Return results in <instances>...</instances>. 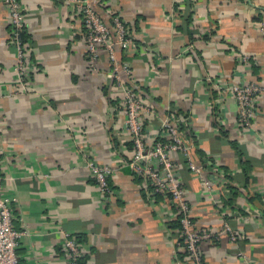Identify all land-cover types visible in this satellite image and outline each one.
I'll use <instances>...</instances> for the list:
<instances>
[{
  "label": "crops",
  "instance_id": "crops-1",
  "mask_svg": "<svg viewBox=\"0 0 264 264\" xmlns=\"http://www.w3.org/2000/svg\"><path fill=\"white\" fill-rule=\"evenodd\" d=\"M23 1L37 57L35 89L27 93L17 88L16 51L0 0V176L22 233L18 264H68L62 230L80 245L85 264H197L181 254L182 235L169 227L174 208L150 201L143 178L121 165L110 177L119 195L107 204L84 166L79 148L115 163L128 160L133 145L122 131L123 106L108 97L106 50L95 69L87 58L83 14L59 0ZM105 2L106 22L112 26L120 15L137 41L116 50L131 65L132 86L156 98L161 111L170 105L192 121L191 157L207 170L200 176L182 154L172 156L197 229L218 233L228 221L240 232L237 242L228 232L203 240L204 264H243L239 251L264 264V94L246 130L233 95L213 82L264 81V0ZM201 178L214 181L210 197Z\"/></svg>",
  "mask_w": 264,
  "mask_h": 264
},
{
  "label": "built area",
  "instance_id": "built-area-1",
  "mask_svg": "<svg viewBox=\"0 0 264 264\" xmlns=\"http://www.w3.org/2000/svg\"><path fill=\"white\" fill-rule=\"evenodd\" d=\"M8 10L9 38L8 42L16 51L14 65L17 88L22 93L35 89L33 74L36 67L35 53L30 40H24L22 33L26 29V11L23 0H3ZM68 3L83 14L85 27L84 42L88 48L87 58L91 67L95 69L100 56V50L107 52L111 63L106 76L112 85L108 97L113 102H119L125 110V120L122 131L128 135L133 143L132 155L128 160L116 159L115 163H100L86 150L80 149L84 166L87 167L97 187L104 194V201L109 204L114 196L119 195L110 183L112 177L121 165H127L133 174L144 179L147 198L157 202V197L164 200L170 198L176 205L172 217L180 216L182 224L183 249L197 264H204L202 260V241L215 238L218 234L228 232L233 242H237L241 235L228 221L223 223L221 230L214 233L211 230L200 232L193 220L192 209L186 198L185 190L180 180L179 172L173 161V154L180 153L187 160L190 169L202 175L206 166L195 163L191 157L192 145L186 140L191 127L188 116L181 118L176 108L168 105L161 111L159 101L154 97L144 96L130 83L133 80L132 68L126 60H121L116 53L117 48L128 51L137 46V42L130 26L121 18L114 15L112 26L102 17L100 9L106 6L105 0H59ZM249 56L241 57L245 63ZM216 88L230 93L235 98L239 125L246 130L252 129L256 118L257 102L264 94V81H251L247 84L225 82L222 79L213 81ZM36 92V90H35ZM162 115V116H161ZM161 120H151L159 117ZM71 136L74 130L69 129ZM218 162L211 161V166ZM2 177L0 176V264H18L17 247L21 232L13 225V211L11 203L13 197L4 193ZM202 187L207 197L214 191V181L201 178ZM62 233L61 248L68 264H81L82 248L74 237ZM243 264H252L248 255L242 251L237 253Z\"/></svg>",
  "mask_w": 264,
  "mask_h": 264
},
{
  "label": "trees",
  "instance_id": "trees-1",
  "mask_svg": "<svg viewBox=\"0 0 264 264\" xmlns=\"http://www.w3.org/2000/svg\"><path fill=\"white\" fill-rule=\"evenodd\" d=\"M22 36L24 38V40H30V37L29 35H27L26 33V30L22 33ZM137 42V41H136ZM131 145H133V143L131 142L130 143ZM115 145V144H114ZM115 147L117 148L118 145ZM94 180V179H93ZM145 191V195H146V189L144 190ZM164 200L161 196H158L157 197V201H162ZM167 203H169L173 208L174 210H176V205L172 202V200L170 198H168L167 200H165ZM235 204L237 205V202H235ZM235 205V206H236ZM175 212V211H174ZM169 227L171 230H175V231H178L179 233L182 234V224H181V221H180V216L179 215H176V217L174 218V220L170 221L169 222ZM182 246H184V240H183V237H182ZM184 252H181V254H189L187 250L183 249ZM64 253V252H63ZM83 260V257L80 258V263L81 264H85V262L82 261Z\"/></svg>",
  "mask_w": 264,
  "mask_h": 264
}]
</instances>
